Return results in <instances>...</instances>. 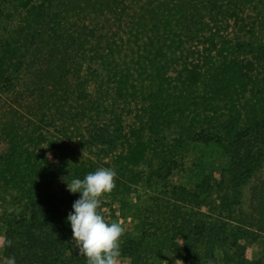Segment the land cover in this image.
Here are the masks:
<instances>
[{
    "label": "trees",
    "instance_id": "1",
    "mask_svg": "<svg viewBox=\"0 0 264 264\" xmlns=\"http://www.w3.org/2000/svg\"><path fill=\"white\" fill-rule=\"evenodd\" d=\"M81 1L84 5L69 1L64 9V0H0V4L15 2L26 12L13 38L60 41L61 55L83 52L88 62L85 80L112 98L123 99L130 92L125 62L129 54L148 52L154 44L165 46L166 41L155 39L170 40L175 50L180 48L178 41L187 43L183 37L194 40L183 52L179 75L188 87H204V96L214 107L212 118L219 122L215 131L201 134L199 140L216 142L226 151V167L219 178L208 175L194 191L174 186L169 197L155 199L154 219L144 216L140 234L119 242L120 264H149L165 251L179 264L214 261L217 252L231 264H264V255L252 261L243 243L256 242L264 233V44L258 43L256 29L246 21L245 8L234 0H227L233 5L226 0ZM88 11L112 15L121 23L120 31L113 26L108 33L93 21L85 23L80 16ZM1 17L12 15L0 7ZM232 26L252 37L228 38L225 32L229 34ZM23 49L10 45L0 57V84L10 82L9 57H18ZM155 112V105H143L136 114L138 121L122 136L124 150L115 162V184H138L142 175L135 169L162 156L161 140L174 119L159 115L152 121ZM0 132L10 149L0 159V222L7 227L0 255L15 257L16 264H86L67 220L73 204L59 202L54 193L56 179L70 170L57 157L61 151L70 157L67 142L17 120ZM160 172L156 169L151 175ZM247 196L250 208L243 205Z\"/></svg>",
    "mask_w": 264,
    "mask_h": 264
},
{
    "label": "rangeland",
    "instance_id": "2",
    "mask_svg": "<svg viewBox=\"0 0 264 264\" xmlns=\"http://www.w3.org/2000/svg\"><path fill=\"white\" fill-rule=\"evenodd\" d=\"M69 1L84 5L81 0H64L61 9ZM234 1L245 8L246 21L256 29L258 43L264 44V0ZM226 3L233 5L227 0ZM0 7L12 15L11 18H0V57L10 45L24 47L18 57L8 59L12 63L7 72L10 82L0 84V129L17 120L38 126L39 131L46 135L67 142L70 157L63 151L57 154L61 163H67L70 168L54 184L59 202L74 204L82 196L81 193H70L62 178L70 183L74 178L83 180L87 174L100 168L116 171V159L124 150L122 136L135 125L138 121L136 114L148 103L158 109L152 114V121L159 115H165L174 119V126L164 132L166 139L160 144L162 156L150 158L142 167L135 169L142 175V180L138 184H115L112 192L102 199L98 211L108 222H120L124 226L120 242L140 234L143 217H148L147 221L154 219L155 199L169 197L174 186L194 191L208 175L220 177L226 167L224 147L216 142L205 144L199 140L201 134L215 131V124H219L212 118L214 107L205 98L202 85L188 87L179 75L183 52L195 43L194 40L183 37L187 43L178 41L180 48L175 50L170 46V40L155 39L160 43L166 41L165 46L160 48L161 45L154 44L147 49L148 52L142 49L129 54L125 62L131 76L130 92L123 99L112 98L101 95L98 86L85 80L88 62L83 52L61 55L62 43L56 40L50 43L43 39L18 41L13 35L20 30L21 18L26 12L15 2H2ZM128 11H133L132 5ZM80 17L85 23L93 21L108 33L113 26L117 32L120 31L118 25L121 23L112 15H95L88 11ZM83 24L80 22L79 27ZM245 33L234 26L229 34L225 32L228 38L238 35L240 38L252 37ZM215 63H219V59ZM9 151V145L0 132V159ZM156 169L162 172L152 177L151 173ZM251 202V197L247 196L243 205L250 208ZM6 231V224L0 222V239ZM243 243L248 246L252 261L263 258L264 233L256 242ZM120 252L122 254L121 244ZM215 256L214 261L204 260L201 264H231L221 252ZM6 260L0 255V264H5ZM149 264L179 262L171 252L165 251L159 260L153 259Z\"/></svg>",
    "mask_w": 264,
    "mask_h": 264
},
{
    "label": "clouds",
    "instance_id": "3",
    "mask_svg": "<svg viewBox=\"0 0 264 264\" xmlns=\"http://www.w3.org/2000/svg\"><path fill=\"white\" fill-rule=\"evenodd\" d=\"M116 171L100 168L87 174L83 180L74 178L67 182L70 193L82 196L73 204V213L67 220L71 225L73 241L79 253L86 257V264H120V239L124 226L120 222H108L100 211L102 199L115 188ZM11 246L12 241L8 240ZM5 264H16L15 257Z\"/></svg>",
    "mask_w": 264,
    "mask_h": 264
}]
</instances>
